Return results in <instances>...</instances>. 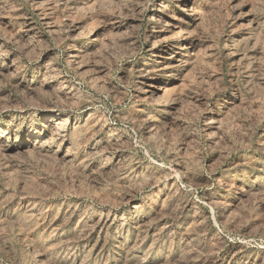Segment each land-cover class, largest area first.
<instances>
[{
	"label": "rangeland",
	"instance_id": "obj_1",
	"mask_svg": "<svg viewBox=\"0 0 264 264\" xmlns=\"http://www.w3.org/2000/svg\"><path fill=\"white\" fill-rule=\"evenodd\" d=\"M0 264H264V0H0Z\"/></svg>",
	"mask_w": 264,
	"mask_h": 264
},
{
	"label": "bare ground",
	"instance_id": "obj_2",
	"mask_svg": "<svg viewBox=\"0 0 264 264\" xmlns=\"http://www.w3.org/2000/svg\"><path fill=\"white\" fill-rule=\"evenodd\" d=\"M175 1H179V0H175Z\"/></svg>",
	"mask_w": 264,
	"mask_h": 264
}]
</instances>
